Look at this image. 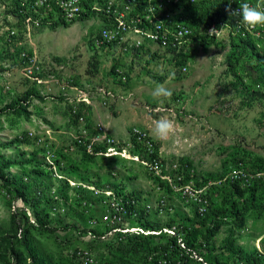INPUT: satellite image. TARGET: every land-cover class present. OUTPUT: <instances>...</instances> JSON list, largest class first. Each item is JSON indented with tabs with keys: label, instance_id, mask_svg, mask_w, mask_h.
<instances>
[{
	"label": "rangeland",
	"instance_id": "374dc122",
	"mask_svg": "<svg viewBox=\"0 0 264 264\" xmlns=\"http://www.w3.org/2000/svg\"><path fill=\"white\" fill-rule=\"evenodd\" d=\"M97 27L78 23L30 35L20 20L0 13V164H8L0 181V238L23 251L27 235L47 264H77L79 250L91 252L95 264H142L123 247L128 235L113 230L176 223L191 264H264V78L256 59L245 56L231 68L230 52L220 48L210 63L194 60L188 74L170 81L158 65L154 72L142 67L138 77H146L142 86L152 94H94L122 85L90 48ZM158 84L172 95L155 97ZM163 116L175 122L167 139L153 132ZM111 122L119 134L107 129ZM100 124L116 144L103 139ZM134 127L153 140L152 163L142 162L141 147H129ZM116 150L126 157L105 155ZM21 186L26 201L17 195ZM117 189L138 196L139 210L150 212L108 222L109 193ZM161 199L169 209L162 215ZM216 224L208 244L194 239L193 230ZM5 246L0 264L11 256Z\"/></svg>",
	"mask_w": 264,
	"mask_h": 264
},
{
	"label": "built area",
	"instance_id": "2783aa9c",
	"mask_svg": "<svg viewBox=\"0 0 264 264\" xmlns=\"http://www.w3.org/2000/svg\"><path fill=\"white\" fill-rule=\"evenodd\" d=\"M245 2L264 9V0H231L232 11H237L239 5ZM0 4L3 8L0 11L2 17L20 20L30 35L46 28H67L66 26L78 23L89 22L92 26H98L96 34L92 33L89 38L90 48L107 66L115 68L114 79L122 85H126L134 77L133 71L125 68L123 62L132 66L142 57L148 59L149 66L145 64L144 67L150 71L154 72L156 61L159 66L168 69L169 80L176 75L188 74L196 56L205 54L207 48L212 50L208 54L209 60L216 59L215 51L220 48L229 53L234 40L253 43L258 53L264 57V26L252 28L245 25L239 11L230 16L225 11L229 0H0ZM200 9H209L208 15L214 16V21L208 20L209 26L204 22H194L190 10L200 12ZM213 28L216 31L210 32ZM11 34L18 35V32L12 30ZM79 93L86 96L90 94L87 90H80ZM94 94L112 93L100 87ZM98 131L102 133L103 139H108L110 145L117 143L115 139H110L102 124ZM129 138L131 149L141 147L144 151V164L155 160L156 146L147 132L134 127L129 132ZM105 155L126 157L117 150ZM129 157L140 160L138 155L130 154ZM109 196L106 215L108 222L119 224L138 216L128 208L135 203L129 197L119 196L117 201L116 193L110 192ZM167 205L165 199L160 200L157 209L160 215L169 211ZM145 211L148 214L150 208H145ZM117 233L158 237L165 234L172 241L167 251H152L147 257L148 264H183L188 251L192 253L190 246L182 239V231L176 223L158 231L125 228L114 229L112 234ZM260 245L261 242L258 241L257 248L261 252ZM72 257L77 264H95L92 253L88 250H79Z\"/></svg>",
	"mask_w": 264,
	"mask_h": 264
},
{
	"label": "trees",
	"instance_id": "16d2710c",
	"mask_svg": "<svg viewBox=\"0 0 264 264\" xmlns=\"http://www.w3.org/2000/svg\"><path fill=\"white\" fill-rule=\"evenodd\" d=\"M16 5L19 6V3H16ZM190 11L193 16L194 22L196 21L198 23L204 22L207 26H209L210 25L209 21L210 20L214 21V16L210 17L208 15L209 9H200V12H194L193 10ZM214 14H217V12ZM198 19H200V21ZM66 27L68 28L69 26ZM245 56L254 57L256 59L257 66L262 68V76L264 78V57L258 53L255 45L249 41L234 40L232 42L230 53L228 54V63H229L228 65L231 68H233L234 67L233 63L238 64L240 59L241 58L244 59ZM231 59H235V60H231ZM14 111H16L17 115H24V114H26V116L28 115L26 110H20L19 108H16ZM2 113H6V112L4 111ZM7 167L8 164L4 166H1L0 164V181L5 179L6 177L5 169ZM115 193L116 194L118 193V195L120 196L129 197L132 201L135 202L134 205L128 207L131 212L137 213V215L140 214V216H143L144 214L147 215L145 208L144 210H139L138 206H139L140 198H138V196H134L130 194L126 195L125 192H122L121 190L118 189L115 191ZM17 195L25 201L29 199L25 186H21L20 188L17 189ZM243 204L247 205L248 204L247 200H244ZM235 215L237 216L240 222H243V215H240V212L238 211L235 212ZM149 229L153 231L161 230L159 229L157 224L154 223L151 224ZM218 229H219V224H216L214 225L213 228L211 227L207 228L205 232H202L197 228L193 230L192 234L194 235V239H198L199 236H203L205 239L204 240L205 243L208 244L213 239ZM126 238L127 239L125 244H123L124 245L123 247L126 249L128 254L131 255L132 259L135 256L141 255L143 257L142 264H148L147 257L152 251H159V250L167 251L172 243V241L169 240L165 234H163L161 237H158L156 235L144 236V235L128 234ZM6 240H8L7 237L0 238V247L6 244L4 248L5 253L6 254L9 253L11 256L8 260H5V262H3L2 264H47L41 260L40 256L35 252L31 244L29 242L27 243V235H25V240H24L25 242L23 243L24 244L23 251L16 249L9 240L7 243H4L3 241ZM115 240L119 241L124 239H120L116 236V238H114V241ZM194 243L195 242H193L192 245H194ZM183 261H184L183 264H191L192 262L191 259H189L188 257H186Z\"/></svg>",
	"mask_w": 264,
	"mask_h": 264
},
{
	"label": "clouds",
	"instance_id": "9594fccd",
	"mask_svg": "<svg viewBox=\"0 0 264 264\" xmlns=\"http://www.w3.org/2000/svg\"><path fill=\"white\" fill-rule=\"evenodd\" d=\"M225 11L230 15H236L239 11L242 21L245 25L255 28L257 26H264V9L259 5H252L248 2L239 5V9L235 12L231 9V0ZM216 31L215 28L211 29L210 32ZM155 97H170L172 91L166 88L162 84H158L153 91ZM175 131V122L167 116H163L154 122L153 132L160 139H167Z\"/></svg>",
	"mask_w": 264,
	"mask_h": 264
},
{
	"label": "crops",
	"instance_id": "0c3cea01",
	"mask_svg": "<svg viewBox=\"0 0 264 264\" xmlns=\"http://www.w3.org/2000/svg\"><path fill=\"white\" fill-rule=\"evenodd\" d=\"M195 61L196 62H207V63H210V60H209V58H208V55L205 53V54H198L197 56H196V59H195ZM144 62H145V64L147 65V66H149V61H148V59H146V58H144V57H142V58H139V60L138 61H136L132 66H130V64L129 63H127L128 65H126V63L125 62H123L124 64H125V68H127L128 70H130V71H133V74H134V77L132 78V80L130 81L131 83L132 82H134V83H136L137 81H139V83H138V85H133L132 86V84H131V86L129 87V86H127V87H125V86H123V85H115V86H113L112 88H111V90H109L112 94H126V95H128L129 97L131 96V95H134V94H152V92H151V89L150 88H148V89H146V88H144V86H142V82L146 79V77L145 76H142L141 78L140 77H138L139 75H140V71L142 70V67H144L145 66V64H144ZM156 63H157V61H156ZM156 65H158L159 66V64L157 63V64H155L154 65V67H153V69L155 68V66ZM159 67H161V66H159ZM162 68V67H161ZM163 71H166V69L165 68H163ZM169 70L167 69V72L165 73V74H163V77H165L166 78V80H169V79H167L168 78V76H169ZM114 80V79H113ZM172 80V79H171ZM116 81V80H115ZM146 81V80H145ZM170 81V80H169ZM118 82V81H117ZM141 97H143V95H141ZM117 126H115L112 122H111V124H109L108 125V130L110 131H112L113 133L114 132H117L116 131V129H118V128H116ZM116 128V129H115ZM118 133V132H117ZM119 134V133H118Z\"/></svg>",
	"mask_w": 264,
	"mask_h": 264
}]
</instances>
